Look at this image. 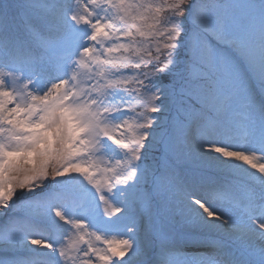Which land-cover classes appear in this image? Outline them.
I'll return each mask as SVG.
<instances>
[{"label": "snow or ice", "instance_id": "obj_1", "mask_svg": "<svg viewBox=\"0 0 264 264\" xmlns=\"http://www.w3.org/2000/svg\"><path fill=\"white\" fill-rule=\"evenodd\" d=\"M0 264H264V0H0Z\"/></svg>", "mask_w": 264, "mask_h": 264}, {"label": "bare ground", "instance_id": "obj_2", "mask_svg": "<svg viewBox=\"0 0 264 264\" xmlns=\"http://www.w3.org/2000/svg\"><path fill=\"white\" fill-rule=\"evenodd\" d=\"M186 244H189L190 246L192 245L191 243H186Z\"/></svg>", "mask_w": 264, "mask_h": 264}]
</instances>
